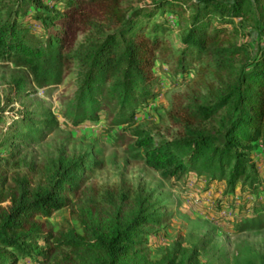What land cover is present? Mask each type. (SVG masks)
Returning a JSON list of instances; mask_svg holds the SVG:
<instances>
[{"label":"trees","instance_id":"16d2710c","mask_svg":"<svg viewBox=\"0 0 264 264\" xmlns=\"http://www.w3.org/2000/svg\"><path fill=\"white\" fill-rule=\"evenodd\" d=\"M50 1L51 7L43 0L0 1V61L24 69L39 88L73 77L77 89L66 118L79 126L103 114L113 127L133 126L149 106L159 56L168 57L175 73L195 63L203 88L174 96L168 121L175 136L135 129L129 151L164 179L197 173L232 190L238 184L260 190L264 178L250 153L258 146L264 155V44L251 48L240 38L255 33L264 39V0ZM159 12L170 13L183 30L178 54L165 41L169 25L153 21ZM13 119L7 142L18 153L48 126L26 112ZM3 120L4 111L0 125ZM85 165L83 157L61 155L39 164L23 158L15 163L21 171L0 176V264H17L13 252L44 239L41 219L64 208L83 229L57 240L70 251L67 264H132L143 252L146 228L162 223L166 213L146 192L133 199L107 194L106 206L95 209L82 188ZM255 208L246 228L264 227V204ZM202 251L196 247L168 264H201ZM242 256L232 264H264V254Z\"/></svg>","mask_w":264,"mask_h":264},{"label":"rangeland","instance_id":"374dc122","mask_svg":"<svg viewBox=\"0 0 264 264\" xmlns=\"http://www.w3.org/2000/svg\"><path fill=\"white\" fill-rule=\"evenodd\" d=\"M43 2L50 7L54 3ZM144 3L151 5V0ZM31 21L23 19L24 23ZM153 21L169 25L165 41L174 54H178L182 49L183 30L177 19L170 13L159 12ZM31 26L40 34L39 23ZM245 43L253 48L263 45L264 39H259L255 33L241 35L240 44ZM197 68L191 63L185 73H175L168 57L159 56L153 69L156 79L153 98L149 106L136 114L133 126L113 127L103 114L97 121L75 126L65 116L77 89L73 77H67L60 85L39 88L24 69L0 61V113L4 111L0 125V145H3L0 147V176L10 177L21 171L15 163L23 158L39 164L61 155L83 157L86 172L82 188L95 209L106 206V195L110 193L115 197L129 195L132 199L141 192L151 194L159 211L166 216L159 225L146 228L144 250L132 264H168L173 257H185L196 247L204 248L199 253L201 264H232L237 255L254 259L264 254V227H245L255 207L264 204V183L253 193L249 184L246 187L238 184L232 190L224 181L197 173L180 179H164L137 159L136 152L128 149L135 129L166 138L175 136L176 131L168 121L174 96L203 88ZM25 112L48 126L34 141L23 144L25 147L18 153L7 142L14 135L9 126L16 121L15 114ZM11 155H16L15 159H11ZM250 159L264 178L261 148L255 146ZM2 188L0 184V193ZM41 221L46 226V237L21 244L22 251L13 252L17 264L69 263L66 255L70 256V251L58 246L57 240L65 234L82 235L81 221L67 208L54 211ZM52 249L53 253L47 252Z\"/></svg>","mask_w":264,"mask_h":264}]
</instances>
